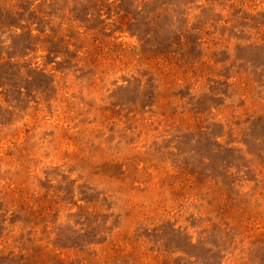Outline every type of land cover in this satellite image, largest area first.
Masks as SVG:
<instances>
[{
  "label": "rangeland",
  "instance_id": "1",
  "mask_svg": "<svg viewBox=\"0 0 264 264\" xmlns=\"http://www.w3.org/2000/svg\"><path fill=\"white\" fill-rule=\"evenodd\" d=\"M0 264H264V0H0Z\"/></svg>",
  "mask_w": 264,
  "mask_h": 264
}]
</instances>
